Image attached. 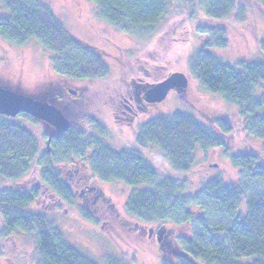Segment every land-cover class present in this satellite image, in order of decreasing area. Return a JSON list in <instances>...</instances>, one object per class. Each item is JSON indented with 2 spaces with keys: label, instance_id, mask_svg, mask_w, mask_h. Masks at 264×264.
<instances>
[{
  "label": "trees",
  "instance_id": "trees-1",
  "mask_svg": "<svg viewBox=\"0 0 264 264\" xmlns=\"http://www.w3.org/2000/svg\"><path fill=\"white\" fill-rule=\"evenodd\" d=\"M90 1L107 24L140 39L154 35L171 2ZM252 2L264 10V0ZM209 3L206 14L214 20L227 19L236 9V0H209ZM0 5L8 12L0 19L2 39L18 46L36 40L42 48L55 54L54 68L67 78L100 79L109 74L102 57L69 34L41 0H0ZM227 46L226 32L217 29L193 59L191 74L209 93L220 95L234 105L245 121V132L264 143V62L242 61L233 67L207 51ZM259 48L264 56V41L259 43ZM22 116L37 122L27 114ZM218 129L221 136L193 116L177 113L148 122L139 132L136 143L155 145L165 153L176 172L186 173L193 167L192 154L196 148L226 150L222 136L233 133V125L220 121ZM226 157L239 171V184L227 185L217 178L191 195L187 193V181L179 177L161 179L137 151L115 152L97 138L87 139L71 128L53 137L50 147L41 154L34 136L0 117V183L22 180L34 163L40 172V185L31 190L0 191L3 222L0 241L17 232L35 235L37 264H123L111 257L103 262L88 257L69 244L46 216L29 210L47 190L52 191L51 196L74 206L79 184L76 186L66 179L62 165L79 162L84 170L89 168V174L83 175L81 187L85 189L79 196L93 192L95 176L105 182H121L133 189L126 208L139 223L167 222L187 230L188 235L178 239L181 249L171 248L163 264H264V163L254 154L236 155L227 151ZM82 217L92 224L99 222L88 210L82 211ZM2 253L0 242V256Z\"/></svg>",
  "mask_w": 264,
  "mask_h": 264
},
{
  "label": "rangeland",
  "instance_id": "rangeland-1",
  "mask_svg": "<svg viewBox=\"0 0 264 264\" xmlns=\"http://www.w3.org/2000/svg\"><path fill=\"white\" fill-rule=\"evenodd\" d=\"M41 1L69 34L102 57L109 74L100 79L67 78L55 70V54L42 48L36 40L18 46L0 37V83L3 86L53 102L65 112L72 128L85 138L95 137L118 153L137 151L157 170L161 179L179 177L187 181V193L191 195L217 178L227 185L239 184V171L226 157L227 151L236 155L254 154L264 163V143L245 132V121L236 107L220 95L205 90L190 70L196 54L217 29L226 32L228 46L208 49L212 56L233 67L242 61L264 62L259 48V43L264 41V10L252 0H236L234 12L221 21L207 16L209 0H171L168 13L154 35L141 39L107 24L90 0ZM7 15L0 5V19ZM176 72L189 77L188 88L182 93L172 91L160 105L139 111L138 116L131 118L132 113L123 101L132 94L134 84L155 85ZM69 89L77 92V96L71 95ZM177 113L193 116L219 136L218 123L230 122L233 133L222 136L227 151L196 148L191 170L179 173L158 147L136 143L139 132L148 122ZM4 118L34 136L41 154L50 147L47 124L39 120L32 122L22 114ZM83 166L79 162L62 165L66 179L76 186L79 184L74 206L51 196L52 191L47 190L40 201L30 207V212L46 216L69 244L98 262L111 257L123 264H163L171 248L181 249L178 239L188 235L187 230L167 222L139 223L126 208L133 189L123 183L105 182L95 176L93 192L79 196L85 189L81 187L83 175L89 174V168L84 167V170ZM38 170L34 163L22 180L2 181L0 191L31 190L40 185ZM245 208L243 202L244 213ZM83 210L91 212L98 224L84 220ZM2 228L0 219V231ZM0 242L3 248L0 264H37L35 235L17 232Z\"/></svg>",
  "mask_w": 264,
  "mask_h": 264
},
{
  "label": "water",
  "instance_id": "water-1",
  "mask_svg": "<svg viewBox=\"0 0 264 264\" xmlns=\"http://www.w3.org/2000/svg\"><path fill=\"white\" fill-rule=\"evenodd\" d=\"M188 86V76L181 72L173 73L165 80L149 86L146 90V101L151 104H160L166 101L172 91L182 93ZM69 93L77 96L74 90L69 89ZM21 114H27L48 125L50 130L48 146L53 137L67 133L72 128L71 121L65 112L53 102L20 94L0 83V116L14 118Z\"/></svg>",
  "mask_w": 264,
  "mask_h": 264
},
{
  "label": "flooded vegetation",
  "instance_id": "flooded-vegetation-1",
  "mask_svg": "<svg viewBox=\"0 0 264 264\" xmlns=\"http://www.w3.org/2000/svg\"><path fill=\"white\" fill-rule=\"evenodd\" d=\"M149 86L151 85L136 82L130 97L123 101V105L133 114L130 115L131 118L138 116L139 111H148L150 108L160 105L151 104L146 101V90Z\"/></svg>",
  "mask_w": 264,
  "mask_h": 264
}]
</instances>
